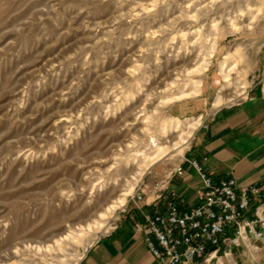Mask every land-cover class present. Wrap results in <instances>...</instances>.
Wrapping results in <instances>:
<instances>
[{
	"label": "rangeland",
	"instance_id": "374dc122",
	"mask_svg": "<svg viewBox=\"0 0 264 264\" xmlns=\"http://www.w3.org/2000/svg\"><path fill=\"white\" fill-rule=\"evenodd\" d=\"M263 84L264 0H0V264H77Z\"/></svg>",
	"mask_w": 264,
	"mask_h": 264
},
{
	"label": "built area",
	"instance_id": "2783aa9c",
	"mask_svg": "<svg viewBox=\"0 0 264 264\" xmlns=\"http://www.w3.org/2000/svg\"><path fill=\"white\" fill-rule=\"evenodd\" d=\"M185 165L200 180L192 202L172 188ZM133 200L143 219L136 229L143 232L158 264H236L238 249L255 259L264 248V184L241 186L234 178L214 181L191 156L152 187L136 192Z\"/></svg>",
	"mask_w": 264,
	"mask_h": 264
},
{
	"label": "crops",
	"instance_id": "0c3cea01",
	"mask_svg": "<svg viewBox=\"0 0 264 264\" xmlns=\"http://www.w3.org/2000/svg\"><path fill=\"white\" fill-rule=\"evenodd\" d=\"M189 156L196 158L214 181L234 178L241 186L263 185L264 84L256 86L243 100L218 108L198 131ZM192 183L196 188L200 186L195 171L185 165L174 177L172 188L179 194ZM193 195L185 200L192 202ZM140 207L149 211L144 203ZM142 221L141 213L136 209L96 240L77 264H158L145 246L143 232L136 229ZM234 261L236 264H264V248L255 259L248 258L240 248Z\"/></svg>",
	"mask_w": 264,
	"mask_h": 264
}]
</instances>
